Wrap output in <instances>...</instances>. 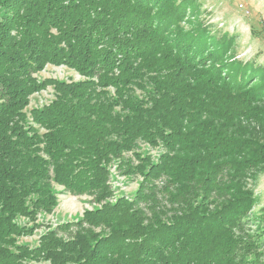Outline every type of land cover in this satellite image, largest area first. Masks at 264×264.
Returning a JSON list of instances; mask_svg holds the SVG:
<instances>
[{
  "label": "trees",
  "instance_id": "1",
  "mask_svg": "<svg viewBox=\"0 0 264 264\" xmlns=\"http://www.w3.org/2000/svg\"><path fill=\"white\" fill-rule=\"evenodd\" d=\"M195 8L0 0V264H257L264 214L251 218L248 179L264 170V64ZM49 64L83 78L39 79ZM50 85L54 98L28 110ZM141 140L157 160L135 151ZM114 159L143 177L132 198L112 200ZM55 186L102 204L21 240L58 205Z\"/></svg>",
  "mask_w": 264,
  "mask_h": 264
},
{
  "label": "rangeland",
  "instance_id": "2",
  "mask_svg": "<svg viewBox=\"0 0 264 264\" xmlns=\"http://www.w3.org/2000/svg\"><path fill=\"white\" fill-rule=\"evenodd\" d=\"M196 14L201 22L211 25L213 31L220 29L228 30L236 35L234 51L237 56L244 60H254L264 64V0H194ZM39 79L57 78L59 80H80L83 78L78 72L65 65L55 66L49 64L43 71L36 74ZM54 98V88L50 85L46 89L36 92L31 96L28 110L33 107L43 106ZM136 152L152 154L155 160L163 151L159 146H153L144 140L138 142ZM128 151L123 153L125 161L138 163L134 153ZM129 165V164H128ZM127 165L120 163V159H114L110 165L109 183L114 189V198L127 195L133 197L140 188L143 177L136 172L126 170ZM165 179V178H164ZM160 188L164 185V180L156 182ZM248 187L255 192L257 202L251 214V218L258 219L264 214V170L258 174L257 178L248 179ZM58 193V205L51 213L42 212L38 216L39 227L32 235L21 237V240L30 244L37 243L43 232L49 228H56L64 222H73L82 217L85 210L94 208L102 203L95 202L92 195H74L63 186H55ZM164 192L158 194L162 203H167ZM143 205V204H142ZM144 206V205H143ZM147 210V209H146ZM149 213V210H147ZM252 219V220H253ZM248 224L249 232H258L257 221ZM68 234V233H65ZM260 244L259 261L257 264H264V235ZM24 264H48L46 261L27 260Z\"/></svg>",
  "mask_w": 264,
  "mask_h": 264
}]
</instances>
